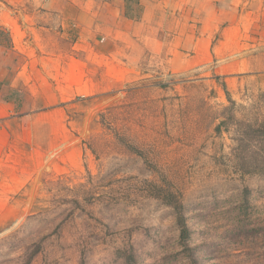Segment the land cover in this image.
Returning <instances> with one entry per match:
<instances>
[{
	"label": "rangeland",
	"instance_id": "374dc122",
	"mask_svg": "<svg viewBox=\"0 0 264 264\" xmlns=\"http://www.w3.org/2000/svg\"><path fill=\"white\" fill-rule=\"evenodd\" d=\"M21 1L0 0V62L76 44L78 67L58 69L60 115L0 168V264H264V5L242 37L170 62L102 22L50 36Z\"/></svg>",
	"mask_w": 264,
	"mask_h": 264
},
{
	"label": "crops",
	"instance_id": "0c3cea01",
	"mask_svg": "<svg viewBox=\"0 0 264 264\" xmlns=\"http://www.w3.org/2000/svg\"><path fill=\"white\" fill-rule=\"evenodd\" d=\"M131 1L21 2L43 6L46 18L43 26L50 36L75 38L80 30L91 31L102 22V29L105 30L103 40L110 42L114 38V44L133 46L139 55L158 53L162 46L168 45L170 62L191 51L195 59L197 55L205 56L211 47V39L219 31L220 38L242 37L243 23L255 20V15L260 11V7L256 9L255 6L264 5V0H134L138 12L130 15L126 14V9L131 6ZM12 31H16V28L13 27ZM11 38L14 42L17 39L16 35ZM163 38L166 41H162ZM64 46L48 49L46 46V53L54 56L40 57L39 62H23L19 66L14 61L11 63V60L8 64L0 62V168L8 165V157L14 153L15 135L20 138V135L41 132L38 128L42 124L51 125L52 119L60 115L57 105L64 101V97L62 89L59 91L55 87L56 84L60 86L58 69L68 67L72 70L73 66L78 67L76 44ZM61 54L65 55L62 60L59 59ZM190 64L186 60L183 68ZM77 76L74 73V78L77 79ZM48 77L54 78L56 82L48 80ZM71 79L67 87L73 91V85H76L73 74ZM69 99V96L66 97V100Z\"/></svg>",
	"mask_w": 264,
	"mask_h": 264
},
{
	"label": "trees",
	"instance_id": "16d2710c",
	"mask_svg": "<svg viewBox=\"0 0 264 264\" xmlns=\"http://www.w3.org/2000/svg\"><path fill=\"white\" fill-rule=\"evenodd\" d=\"M185 230H186V227L184 226V227L182 228V232H185Z\"/></svg>",
	"mask_w": 264,
	"mask_h": 264
}]
</instances>
